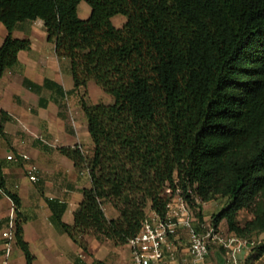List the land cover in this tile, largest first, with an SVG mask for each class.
I'll list each match as a JSON object with an SVG mask.
<instances>
[{
	"label": "trees",
	"instance_id": "16d2710c",
	"mask_svg": "<svg viewBox=\"0 0 264 264\" xmlns=\"http://www.w3.org/2000/svg\"><path fill=\"white\" fill-rule=\"evenodd\" d=\"M82 1L91 7L87 19L78 15ZM117 15L127 17L121 28ZM37 19L58 56L71 60L75 89L94 81L114 100H82L91 157L79 146L60 148L92 179L72 225L62 219L67 205L47 198L53 222L76 245L87 251L88 236L128 244L148 206L165 215L164 188L176 178L201 203L229 199L215 226L225 221L244 238L264 234V0H0L9 32L0 78L31 47L13 37L16 24ZM0 187L15 205L16 246L34 264L21 200ZM106 202L118 218L106 216ZM242 211L252 216L244 224ZM252 251L264 256V239Z\"/></svg>",
	"mask_w": 264,
	"mask_h": 264
},
{
	"label": "crops",
	"instance_id": "0c3cea01",
	"mask_svg": "<svg viewBox=\"0 0 264 264\" xmlns=\"http://www.w3.org/2000/svg\"><path fill=\"white\" fill-rule=\"evenodd\" d=\"M90 14L91 8L80 3L79 17L87 19ZM8 33L0 22V47ZM12 34L14 38L30 40L31 47L20 51L17 63L0 78V183L21 200L20 220L24 239L36 258L34 264H134L129 243L116 245L88 236V250L83 251L53 222L47 198L67 205L62 219L72 225L74 213L83 200V190L92 187L89 170L77 167L60 148L79 146L89 157L93 155L94 143L82 100L94 103L90 99L89 84L87 88L75 89L71 60L58 56L55 43L48 40L42 19L19 22ZM23 154L29 159H24ZM9 156L14 158L9 159ZM30 165L39 169L37 182L29 178ZM197 203L203 215L201 224L197 223L212 222L211 217L205 215L212 201ZM105 204L116 209L109 202ZM13 206L12 199L0 187V252L2 231L9 222ZM105 214L109 219L120 216L119 213L118 217H109L106 211ZM222 224L220 228L229 232L227 223ZM189 245L187 231L180 228L165 251L163 264H185L191 258ZM249 253L241 254L242 262ZM219 263L224 264L223 252L213 247L204 264ZM9 264H26L18 246Z\"/></svg>",
	"mask_w": 264,
	"mask_h": 264
},
{
	"label": "built area",
	"instance_id": "2783aa9c",
	"mask_svg": "<svg viewBox=\"0 0 264 264\" xmlns=\"http://www.w3.org/2000/svg\"><path fill=\"white\" fill-rule=\"evenodd\" d=\"M22 157L29 159L26 154ZM12 158L14 157L9 156V159ZM38 171L36 165L29 166L28 175L32 182L39 180ZM164 195L167 198L165 215L161 216L151 210V213L146 215L139 234L129 241L134 264H163L165 251L170 248L171 239L178 234L180 228L187 231L190 242L191 258L185 264H204L213 247L224 251L226 264H242L241 254L250 252L257 245L255 240L225 232L212 222L204 223L200 228L196 227L197 219L193 215L187 196L190 195L196 202L200 200L191 187L185 190L177 178L173 185L165 186ZM16 219L14 205L9 222L2 231L0 264L10 263L16 247Z\"/></svg>",
	"mask_w": 264,
	"mask_h": 264
},
{
	"label": "rangeland",
	"instance_id": "374dc122",
	"mask_svg": "<svg viewBox=\"0 0 264 264\" xmlns=\"http://www.w3.org/2000/svg\"><path fill=\"white\" fill-rule=\"evenodd\" d=\"M83 5L88 6L89 8L90 5L86 2V1H82L81 2ZM127 21V17L124 15H117L115 17H113V23L115 26L117 27H121L123 26ZM125 22V23H124ZM90 86V96H91V101L94 104L97 103H106V104H110L113 103V97L111 96V94L105 92L103 89H101L94 81H90L89 83ZM187 199L190 203V206L192 208L193 211V215L195 217H198L201 215V213L199 212V205L198 203H196L197 205H195V203H193V199L192 197L187 196ZM210 203V202H208ZM207 203V204H208ZM229 203V199L226 198H220L217 199L215 201H212V203L208 204L206 209H205V215L211 217L210 221L212 220V217L216 214H219L223 209H225L227 207ZM104 209L107 213V215L109 217H114V215H116V217H118V211L116 209H114L111 205H104ZM146 213L147 215H149L151 213V209L148 206L146 209ZM252 216L247 212V211H242L239 213V217H238V221L240 224H244L248 219H250ZM221 226H224L222 223L220 224ZM227 232V231H225ZM249 238L255 240L256 242H261L264 238V234H253L251 236H249ZM220 250H222L221 248H219ZM223 252V257H224V264H226V259L224 256V251ZM247 258H251L249 263L246 261H243L242 264H264V256L262 257H256V254L251 250L250 253L247 255ZM220 264V263H219Z\"/></svg>",
	"mask_w": 264,
	"mask_h": 264
}]
</instances>
